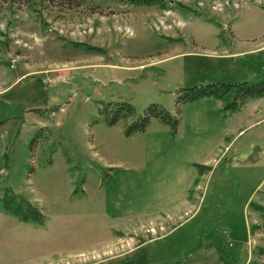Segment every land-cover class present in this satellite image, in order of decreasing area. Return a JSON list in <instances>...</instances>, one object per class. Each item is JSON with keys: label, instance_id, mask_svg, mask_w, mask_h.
I'll use <instances>...</instances> for the list:
<instances>
[{"label": "rangeland", "instance_id": "rangeland-1", "mask_svg": "<svg viewBox=\"0 0 264 264\" xmlns=\"http://www.w3.org/2000/svg\"><path fill=\"white\" fill-rule=\"evenodd\" d=\"M83 1L0 0V199L10 188L44 215L0 201V264L264 262V97L233 113L193 102L175 136L156 119L126 136L100 115L175 113L181 88L255 81L264 0Z\"/></svg>", "mask_w": 264, "mask_h": 264}, {"label": "trees", "instance_id": "trees-1", "mask_svg": "<svg viewBox=\"0 0 264 264\" xmlns=\"http://www.w3.org/2000/svg\"><path fill=\"white\" fill-rule=\"evenodd\" d=\"M8 3L24 4L32 6L34 0H3ZM47 2L60 11L77 9L84 4L83 0H38ZM122 3L137 5H162L165 0H116ZM95 12V11H93ZM264 97V74L256 77L255 81H242L237 84L226 82H212L196 84L181 88L175 100V113H170L162 105L152 103L144 111L143 115L136 116L135 107L129 102H109L100 109L108 125L116 124L120 119H125L124 133L130 136L137 132H145L153 119H156L170 128L172 136L177 134L178 125L181 121L183 107L193 102L206 98H217L222 102V110L225 113L236 112L248 100ZM34 143V142H33ZM32 143V148L34 147ZM202 171V165H195ZM7 213H10L23 222L42 224L44 215L30 201L14 193L10 188L6 189L5 195L0 199ZM264 224V207H260ZM260 257L264 256V247L259 248ZM176 261H158L155 264H174ZM264 264V262L260 263Z\"/></svg>", "mask_w": 264, "mask_h": 264}, {"label": "crops", "instance_id": "crops-1", "mask_svg": "<svg viewBox=\"0 0 264 264\" xmlns=\"http://www.w3.org/2000/svg\"><path fill=\"white\" fill-rule=\"evenodd\" d=\"M187 106H185V107H187ZM178 134H179V130H178ZM195 142H196L195 138L192 139V142H191V147L192 148L195 146ZM182 144H183V142H181V139H178L177 147L179 146L184 151V149H186V146L185 145L182 146ZM177 147H176V149H177ZM179 147H178V150L182 151Z\"/></svg>", "mask_w": 264, "mask_h": 264}]
</instances>
